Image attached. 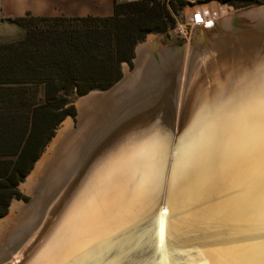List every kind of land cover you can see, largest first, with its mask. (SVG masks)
Segmentation results:
<instances>
[{
    "label": "bare ground",
    "instance_id": "1",
    "mask_svg": "<svg viewBox=\"0 0 264 264\" xmlns=\"http://www.w3.org/2000/svg\"><path fill=\"white\" fill-rule=\"evenodd\" d=\"M228 12L212 5L187 11L201 33L194 46L155 49L150 39L131 74L123 72L107 92L81 98L75 127L67 123L58 131L26 179L28 203L14 204L1 221L0 264H102L103 248H94L99 238L142 213L162 185L172 64L181 147L199 140L210 142L201 143L207 149L246 130L264 109L263 25L231 40L208 38L235 20L264 21V7ZM143 76L151 78L145 83ZM176 175L165 176L170 195L179 186Z\"/></svg>",
    "mask_w": 264,
    "mask_h": 264
},
{
    "label": "water",
    "instance_id": "2",
    "mask_svg": "<svg viewBox=\"0 0 264 264\" xmlns=\"http://www.w3.org/2000/svg\"><path fill=\"white\" fill-rule=\"evenodd\" d=\"M260 24L264 28V21L235 20L208 39L231 40ZM173 69L165 99L170 116L162 173L175 170L179 186L170 195L164 176L147 208L120 228L107 230L94 248H103L102 264H264V109L245 131L228 133L216 145L204 149L208 146L202 144L210 142L195 140L181 147ZM78 242L81 246L84 241Z\"/></svg>",
    "mask_w": 264,
    "mask_h": 264
},
{
    "label": "trees",
    "instance_id": "3",
    "mask_svg": "<svg viewBox=\"0 0 264 264\" xmlns=\"http://www.w3.org/2000/svg\"><path fill=\"white\" fill-rule=\"evenodd\" d=\"M189 1L199 0L114 2L112 16L106 19L6 20L24 34L0 44V218L10 201L19 198L16 186L56 125L74 116L72 100L116 83L119 66L130 63L135 45L148 33L167 34ZM213 1L235 9L264 4V0ZM33 21L90 25L42 31L29 27Z\"/></svg>",
    "mask_w": 264,
    "mask_h": 264
},
{
    "label": "rangeland",
    "instance_id": "4",
    "mask_svg": "<svg viewBox=\"0 0 264 264\" xmlns=\"http://www.w3.org/2000/svg\"><path fill=\"white\" fill-rule=\"evenodd\" d=\"M213 2H215V1H213V0H199V1H194V3L196 5H198V6L201 5V4H208V3H213ZM215 3H217V2H215ZM220 5H223V4H220ZM224 6L227 9H230L231 10V12L229 10H227V12L229 11L228 14L230 13L233 16H235L239 12H246V11L251 10V9H254V8L264 7V4L254 5V6H250V7H247V8H240V9H235V8L230 7V6H227L225 4H224ZM185 8H187V3L180 10L178 16L174 18L175 19V23L176 22L179 23V22H181L183 20L182 19L183 18L182 17V13H183V10ZM175 23H174V25H175ZM87 25H90V24L89 23H82V22L33 21V22H31L29 24V27H31L33 29H36V30H42V31L51 30V29L58 30V31H62V30L82 29V28H84ZM168 32H167V34H161V35H157V34H153V33L146 34V36L144 37V39L141 42H139L138 44H136L135 47L133 48V54H132V59L130 60V63L129 64H125V63L120 64V66H119L120 79L116 83H118L121 79L124 78L123 72L126 73V70H127V72L131 74L135 70V68H134V61L138 57V50H139L140 47H142L143 45H145L146 43H148L150 41V39H153L154 40V42H155V45H154L155 49L159 46L160 48H165V49H178L179 50V49H182L183 47H186L187 45H189L191 47L194 46L195 45V42L198 40V35H199V34H197L199 32L198 30H195V31L193 30V31L190 32V34L188 36H186L183 39V38L173 37L170 34H168ZM19 34H20V30L15 25L9 24L7 22H0V43L6 42V41H10V40L15 41V40L18 39ZM204 39H206V38H204ZM204 42H206V41L204 40ZM116 83H114V84H116ZM111 87H109V88H111ZM108 89H106L104 91L93 90V91H90L89 93H87L84 96H81V97H78V98H74L72 100V103H71V106H72L73 112H74V116L73 117L66 116L61 122H59L56 125V127L54 128V130L52 132V135H51L50 139L46 142V144L42 148V152L40 153V156L37 158V160H39L43 156V154L46 151L48 145L57 136L58 131L65 124L69 123L71 127L72 126L75 127V125H76V116H77V107H79L78 106V102L81 100V98L87 96L90 93H94V92L95 93H102V92L107 91ZM36 161L34 162L35 165L33 164L32 168H31L32 172L34 170L33 167L35 168L36 163L38 162V161L37 162ZM30 171L28 172V174L30 173ZM28 174L23 178L22 182H20L16 186V192H17L19 198L18 199H15L14 198V199H12L10 201V203L11 202L12 203L11 204L9 203L10 207L8 205L9 210L7 208L6 214L3 217L0 218V224H1L2 219H5L8 216H10V211H11V208L13 207L14 204L21 205L22 203L23 204L28 203V201H29L28 195H30V194H28L27 192H25V190H23V185L25 184L26 179L28 178V176L31 173L29 175Z\"/></svg>",
    "mask_w": 264,
    "mask_h": 264
},
{
    "label": "crops",
    "instance_id": "5",
    "mask_svg": "<svg viewBox=\"0 0 264 264\" xmlns=\"http://www.w3.org/2000/svg\"><path fill=\"white\" fill-rule=\"evenodd\" d=\"M133 1L137 0H0V22L9 23L7 19L27 17L44 20L106 19L112 16L114 2ZM17 28L20 30L17 39L19 40L24 32L21 28ZM6 42H13V40Z\"/></svg>",
    "mask_w": 264,
    "mask_h": 264
},
{
    "label": "built area",
    "instance_id": "6",
    "mask_svg": "<svg viewBox=\"0 0 264 264\" xmlns=\"http://www.w3.org/2000/svg\"><path fill=\"white\" fill-rule=\"evenodd\" d=\"M215 6V7H222L223 5H220V3H208V4H201V5H196L194 1H189L187 2V8L183 10L182 13V21L181 22H176L175 25L169 30L168 34H170L173 37H178V38H185L190 34L191 31H195V26L197 24V21L195 20V17L193 18H187L186 17V12L187 11H194L196 9H203V7L208 8L209 6ZM203 19H208L209 16L208 14H203Z\"/></svg>",
    "mask_w": 264,
    "mask_h": 264
},
{
    "label": "flooded vegetation",
    "instance_id": "7",
    "mask_svg": "<svg viewBox=\"0 0 264 264\" xmlns=\"http://www.w3.org/2000/svg\"><path fill=\"white\" fill-rule=\"evenodd\" d=\"M225 7V6H224ZM226 8V7H225ZM227 9V8H226ZM227 10H229V9H227Z\"/></svg>",
    "mask_w": 264,
    "mask_h": 264
}]
</instances>
